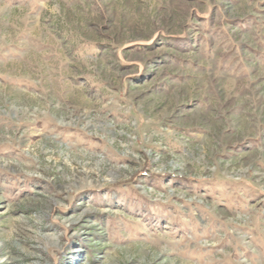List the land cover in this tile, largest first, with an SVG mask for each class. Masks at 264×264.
Returning <instances> with one entry per match:
<instances>
[{"label":"rangeland","instance_id":"374dc122","mask_svg":"<svg viewBox=\"0 0 264 264\" xmlns=\"http://www.w3.org/2000/svg\"><path fill=\"white\" fill-rule=\"evenodd\" d=\"M0 264H264V0H0Z\"/></svg>","mask_w":264,"mask_h":264},{"label":"built area","instance_id":"2783aa9c","mask_svg":"<svg viewBox=\"0 0 264 264\" xmlns=\"http://www.w3.org/2000/svg\"><path fill=\"white\" fill-rule=\"evenodd\" d=\"M162 202V201H161Z\"/></svg>","mask_w":264,"mask_h":264}]
</instances>
